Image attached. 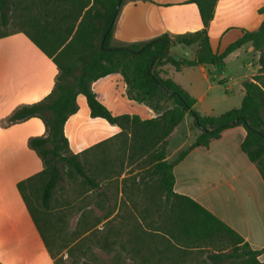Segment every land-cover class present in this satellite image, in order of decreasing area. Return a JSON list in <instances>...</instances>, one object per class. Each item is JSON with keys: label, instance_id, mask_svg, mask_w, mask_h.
<instances>
[{"label": "trees", "instance_id": "obj_1", "mask_svg": "<svg viewBox=\"0 0 264 264\" xmlns=\"http://www.w3.org/2000/svg\"><path fill=\"white\" fill-rule=\"evenodd\" d=\"M126 1L135 0H121L119 7L118 0H0V26L6 28L11 24L22 32L58 70L54 87L43 100L16 109L8 118L12 124L37 118L45 128L43 136L28 140V147L41 159L43 169L19 182L17 188L51 257L54 259L47 233L53 228L49 212L52 204L59 201L55 195L64 190L60 184L68 180L85 187L86 191L96 192L105 201L113 200L114 205L108 207L100 219L107 220L104 237L107 244L119 233L113 224L118 217L113 214L119 187L125 191V183L131 181V188L141 187L144 199L150 201L159 214L156 199H163L164 209L159 215L160 221L157 219L160 226L154 232L163 231L173 248L222 247V250H230V254L210 256L216 264L225 258L231 259L229 264H264L258 260L263 251L251 250L237 233L209 211L173 191V168L193 148L207 147L233 126L244 128L246 134L241 150L256 166L264 182V17L255 31L242 30L237 40L217 53L212 51L207 35L217 0H190L198 8L203 26L200 31L116 45L112 43L114 21ZM7 35L0 33V38ZM176 44L197 45L195 58L176 60L171 57L169 48ZM246 44L259 53L258 72L243 82L240 106L221 115H200L194 108L195 100L171 79L161 76L164 72L160 67L165 64L175 70L213 65L221 71L225 68L226 58ZM111 74L122 76L128 98L147 104L161 114L150 120L128 114L112 115L92 90L93 82ZM79 95L84 96L90 117L102 118L120 128V132L74 154L64 134V125L77 113ZM186 115L192 119L198 134L190 146L177 152L172 161H167L168 137ZM233 121H236L234 125L231 124ZM117 139L119 147L109 148ZM124 163L130 168L127 176L119 181ZM135 169L141 171L132 174ZM111 183L115 188L114 198L107 196L105 191ZM60 200L65 204L68 202L64 198ZM129 231L133 240L144 242L150 236L141 237L136 227ZM144 261L148 263L147 258ZM54 264H57L56 260Z\"/></svg>", "mask_w": 264, "mask_h": 264}, {"label": "crops", "instance_id": "obj_2", "mask_svg": "<svg viewBox=\"0 0 264 264\" xmlns=\"http://www.w3.org/2000/svg\"><path fill=\"white\" fill-rule=\"evenodd\" d=\"M264 17V0H217L207 35L213 52L221 53L242 35L255 31ZM203 28L198 8L190 0H135L124 2L114 21L113 44L146 42L162 35L194 33ZM197 45H172L174 59L192 60ZM259 53L250 44L230 54L225 68L213 65L160 67L161 76L171 79L195 100L202 116H218L240 106L242 84L257 74ZM235 68V70H230ZM58 70L19 31L0 38V264H54L17 185L39 173L43 164L28 147L32 137L43 136L37 118L9 123V116L22 106L43 100L53 89ZM98 101L112 115H135L150 120L161 114L147 104L127 96L120 74L92 83ZM78 111L64 125L72 153L78 154L115 137L120 128L102 118H92L84 96L76 99ZM198 130L186 115L168 137L167 161L193 142ZM242 126L224 130L207 147L193 148L174 168L173 191L187 196L227 225L264 261V182L256 166L241 150ZM114 140L109 148H118ZM106 148V146H104ZM118 178L125 177L126 168ZM141 170L135 169L132 174Z\"/></svg>", "mask_w": 264, "mask_h": 264}, {"label": "rangeland", "instance_id": "obj_3", "mask_svg": "<svg viewBox=\"0 0 264 264\" xmlns=\"http://www.w3.org/2000/svg\"><path fill=\"white\" fill-rule=\"evenodd\" d=\"M14 31L16 29L11 24L6 28L0 26V33ZM131 184V181L125 183V191L119 187L116 212L113 214H118L113 224L119 233L110 238L112 243L107 244L104 240L107 220L100 219L107 208L114 205L113 200L109 198L105 201L96 192L86 191L85 187L76 186L68 180L60 184L64 192L59 191L55 195L59 201L51 206L49 221L53 228L47 232L57 264H145L146 258L147 264H216L209 259L210 256L230 254V250L206 245L173 248L163 231L154 232L160 226L163 199H156L159 214L151 202L144 199L142 188L139 186L134 190ZM111 186L105 187V191L107 196L113 195L111 198H114L115 188L112 183ZM61 198L68 202H60ZM131 227H136L140 236H150L144 242L142 239L133 240L130 238ZM229 260L225 258L217 264H229Z\"/></svg>", "mask_w": 264, "mask_h": 264}, {"label": "water", "instance_id": "obj_4", "mask_svg": "<svg viewBox=\"0 0 264 264\" xmlns=\"http://www.w3.org/2000/svg\"><path fill=\"white\" fill-rule=\"evenodd\" d=\"M121 0H118L117 7H119ZM236 121H233L231 124L234 125Z\"/></svg>", "mask_w": 264, "mask_h": 264}]
</instances>
